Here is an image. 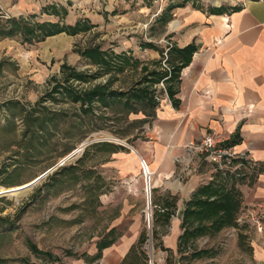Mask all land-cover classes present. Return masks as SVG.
<instances>
[{"label":"rangeland","instance_id":"obj_1","mask_svg":"<svg viewBox=\"0 0 264 264\" xmlns=\"http://www.w3.org/2000/svg\"><path fill=\"white\" fill-rule=\"evenodd\" d=\"M219 1L224 0H168L163 10H174L173 15L158 13L154 0H0V264H100L97 244L121 236L134 225L126 219L136 215L143 217L147 233L137 245L144 264L152 258L153 264H264V228L258 231L248 212L254 203H264L251 194L257 166L241 157L224 169L207 161L191 166L182 179L187 190L179 196L184 199L176 211L180 224L160 221L154 238V212L170 194H155L153 175L150 227L142 167L133 180L110 176L112 169L101 167L107 153L94 148V140L106 138L102 133L144 136L142 122L136 125L133 119L151 111L129 113L124 103L110 100L109 105L97 99L83 104L68 91L82 96L107 83L111 90L128 91L153 70L169 71L168 52L175 44L166 32L178 25L179 9L187 4L210 8ZM144 4L150 9H141ZM170 5L175 6L170 10ZM14 19L32 28L48 22L88 28L45 39L40 31L26 38L24 29L6 35ZM90 49L100 50L110 63H96L86 54ZM146 49L156 50V57ZM71 71L90 78L66 81ZM160 81L152 85L154 91ZM192 174L199 175L200 186L222 181L225 174L227 187L241 191L242 205L237 225L184 243L181 214L195 191ZM260 219L264 226V215ZM199 250L209 253L194 256Z\"/></svg>","mask_w":264,"mask_h":264},{"label":"crops","instance_id":"obj_2","mask_svg":"<svg viewBox=\"0 0 264 264\" xmlns=\"http://www.w3.org/2000/svg\"><path fill=\"white\" fill-rule=\"evenodd\" d=\"M182 7L177 12L178 25L166 33L175 47L194 42L197 50L180 76L168 81L174 96L159 102L154 110L147 108L152 114H136L138 117L133 120L136 125L142 122L144 136L102 133L106 138L94 140L96 153H107L101 167L112 169L110 176L136 179L141 167L139 155L148 158L156 180L155 194H170V202L166 201L161 208L171 217L165 221L158 216L156 227L160 221L172 223L175 228L180 224L176 211L184 201L180 194L187 190L182 182L184 174L190 173L195 164L209 162L204 155L192 154L186 145L208 133L216 135L221 144L234 146L243 163L258 167L259 176L251 194L264 201V0H224L210 8L208 4ZM141 9L150 8L144 4ZM164 12L175 15L174 10ZM146 50L156 57V50ZM172 67L171 64L170 74ZM125 100L124 97L122 101H110L125 104ZM133 104L140 106L134 101ZM92 150L87 153H94ZM198 177L191 176L193 190L200 187ZM149 208L152 209L151 205ZM126 220L134 225L103 249L100 264H144L142 251L137 248L140 241L146 240L147 233L141 227L144 219L136 215Z\"/></svg>","mask_w":264,"mask_h":264},{"label":"trees","instance_id":"obj_3","mask_svg":"<svg viewBox=\"0 0 264 264\" xmlns=\"http://www.w3.org/2000/svg\"><path fill=\"white\" fill-rule=\"evenodd\" d=\"M172 6V5H171ZM169 7L171 10L173 7ZM35 28H39L36 30ZM88 28L87 24L80 26L79 23L72 25H64L59 22L55 23H40L36 27H30L27 23L21 24V21L14 19L10 21V28L5 31L6 35H14L17 32L25 30L26 38L36 34L40 31L42 34L41 39H45L47 36L58 34L61 32H66L70 35H75L79 33L80 30H85ZM154 45V44H149ZM197 50L196 44L194 42L186 45L183 48H178L172 46L168 52L169 62L173 65L171 68V74L169 71L158 72L151 71L149 77H144L143 81L136 84L135 87L130 88L128 91H115L110 89V84L96 85L88 92L83 93L81 96L80 93H75L74 91L68 90L73 95L72 98L75 101H82L83 104H91L94 99L103 102L105 105H109V100L117 99L122 101V98H126L125 105L129 107L130 112L138 113L140 111L144 112V108H154L158 105V100L155 96V91L152 88V85L159 82L160 80L167 78V89L170 98L174 96L175 91L168 84L169 80H175L180 76V73L184 67H186L192 59L193 53ZM87 55L93 58L96 63H105L108 65L110 62L104 56L100 50L93 51L88 50ZM172 57V58H171ZM128 62V61H127ZM87 75L83 73H74V71L68 73L66 76V81L77 77L79 79H88L90 77H85ZM96 78V75H94ZM133 101L140 104V107H137L133 104ZM87 108H92L91 105H88ZM223 175V174H221ZM222 181H210L199 188H197L192 194L191 198L185 203V207L182 211V223L184 227V232L181 235L182 242H189L191 239L200 237L206 233L218 232L224 227L235 226L237 225V214L242 205V193L241 191L232 186L227 187V181L225 179V174L222 176ZM158 216L164 218L165 221H168L171 217V213L166 212L165 209L156 210L153 215V237L156 238V221L159 219ZM114 228L110 229L109 233L113 232ZM116 238H103L98 244V253L102 254L104 248L109 246ZM144 240V239H142ZM31 247L34 251H38V247L31 242ZM207 250H199L194 253L196 257H202L208 255Z\"/></svg>","mask_w":264,"mask_h":264},{"label":"built area","instance_id":"obj_4","mask_svg":"<svg viewBox=\"0 0 264 264\" xmlns=\"http://www.w3.org/2000/svg\"><path fill=\"white\" fill-rule=\"evenodd\" d=\"M157 4V11L160 13L168 0H154ZM157 85V84H156ZM159 89L155 91V96L158 102H163L165 100H170V96L165 85V79L161 80L159 83ZM207 95L210 94L209 90L205 92ZM188 151H190L194 155H204V157L212 164L216 165V167L223 169L228 168L235 159L240 158L242 156L239 155L234 146L228 144H221L218 137L213 133H208L205 136L201 137L198 140H192L186 145ZM140 165L144 172L145 176V184L147 183V176L149 181H151V177H153L154 173L149 169V163L145 157L139 155ZM152 188L149 191V199L151 200ZM152 210L147 212L146 221L148 225L151 224L152 221ZM249 215L251 214L255 225L258 231H263V223L260 219V216L264 215V203L256 202L252 205V208L249 209ZM257 216V217H256ZM151 264H153V258L151 259Z\"/></svg>","mask_w":264,"mask_h":264},{"label":"bare ground","instance_id":"obj_5","mask_svg":"<svg viewBox=\"0 0 264 264\" xmlns=\"http://www.w3.org/2000/svg\"><path fill=\"white\" fill-rule=\"evenodd\" d=\"M82 146H84V144L82 145ZM78 149V147L76 148V149H74L73 151H72V153H74L76 150ZM83 149V148H82ZM81 152H83V151H81ZM78 153V152H77ZM150 169V168H149ZM151 171V170H150ZM149 176V175H148ZM148 176H147V183H146V186H147V198L149 197V191H150V186H151V182H152V177H151V181H149V179H148ZM150 185V186H149ZM148 200V199H147ZM152 210V209H151ZM149 211H150V209H149Z\"/></svg>","mask_w":264,"mask_h":264},{"label":"water","instance_id":"obj_6","mask_svg":"<svg viewBox=\"0 0 264 264\" xmlns=\"http://www.w3.org/2000/svg\"><path fill=\"white\" fill-rule=\"evenodd\" d=\"M150 203L148 204V207H149V205H151V200L149 201ZM150 227H151V225H150Z\"/></svg>","mask_w":264,"mask_h":264}]
</instances>
